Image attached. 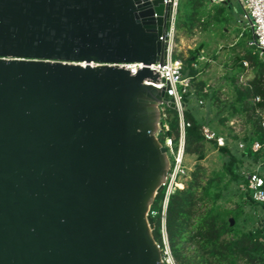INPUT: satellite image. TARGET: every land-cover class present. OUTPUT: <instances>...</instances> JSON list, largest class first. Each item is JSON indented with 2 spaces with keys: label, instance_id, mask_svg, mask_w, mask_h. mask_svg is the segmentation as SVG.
<instances>
[{
  "label": "water",
  "instance_id": "95a60500",
  "mask_svg": "<svg viewBox=\"0 0 264 264\" xmlns=\"http://www.w3.org/2000/svg\"><path fill=\"white\" fill-rule=\"evenodd\" d=\"M171 19L167 0H0V264H167L150 210L176 105L150 66Z\"/></svg>",
  "mask_w": 264,
  "mask_h": 264
},
{
  "label": "trees",
  "instance_id": "16d2710c",
  "mask_svg": "<svg viewBox=\"0 0 264 264\" xmlns=\"http://www.w3.org/2000/svg\"><path fill=\"white\" fill-rule=\"evenodd\" d=\"M224 5H217L215 8L220 10ZM208 6L206 0H179L175 39L181 34L192 35L198 26L206 28L211 15V10H207ZM253 48L254 50L251 49L252 51L238 58L242 66L246 61L251 63L254 75L245 89L238 90L237 100L242 104L253 127L252 135L244 141L243 151L256 159H264V58L256 47ZM198 50L191 51L188 59H184L182 54L173 53L174 57L184 59L186 68H189L187 74L193 76L194 82L198 72L195 67ZM202 88L197 86V94L207 96L208 93ZM188 97L186 95L185 119L190 126L186 128L185 153L196 155L197 163L190 172L185 187L173 192L167 205L165 227L171 255L176 264H264V220L256 230L241 231L237 226L240 211L218 204L220 195H212V182L217 180L221 183L230 175L231 180L238 181L243 188L241 195L244 204L261 206L264 210V203L253 198L252 191L248 188L247 172L240 171L238 157L228 143L220 146L216 140L208 141L214 143L228 158L222 171L213 176L208 173L206 165L202 163L207 151L203 131L205 124L188 109ZM163 113L164 124H168L170 130L160 133L159 139L164 144L169 135L177 144L180 137L179 113L168 105H164ZM256 141L262 145L258 151L253 150ZM164 197L165 189L157 194L150 214L155 224L154 236L166 257L162 216Z\"/></svg>",
  "mask_w": 264,
  "mask_h": 264
},
{
  "label": "rangeland",
  "instance_id": "374dc122",
  "mask_svg": "<svg viewBox=\"0 0 264 264\" xmlns=\"http://www.w3.org/2000/svg\"><path fill=\"white\" fill-rule=\"evenodd\" d=\"M216 6L207 8L211 15L206 28L198 26L192 35L181 34L173 43L174 51L182 54L184 59L191 57V51L199 49L195 62L197 78L188 97V109L212 131L226 138L229 148L238 157L240 171L264 174V159H256L240 146L253 133L252 121L237 100L238 90L245 89L254 75L250 62L246 61L244 66L238 62V58L254 50L248 46L252 32L241 23L242 8L238 0H231L220 10ZM188 70L187 67L186 73ZM198 85L208 93L207 96L197 94ZM206 148V158L202 163L213 176L223 170L228 158L212 142L207 141ZM169 159L171 163V154ZM185 162L191 172L197 163L196 155L187 154ZM212 183V195H220L218 204L240 211L237 226L241 231L256 230L261 226L264 210L261 206L243 203V188L238 181L227 175L223 182L214 180ZM170 256L169 261L176 264Z\"/></svg>",
  "mask_w": 264,
  "mask_h": 264
},
{
  "label": "built area",
  "instance_id": "2783aa9c",
  "mask_svg": "<svg viewBox=\"0 0 264 264\" xmlns=\"http://www.w3.org/2000/svg\"><path fill=\"white\" fill-rule=\"evenodd\" d=\"M209 5H221L230 2L231 0H206ZM242 8V18L241 23L245 24L246 28L252 32V38L248 41V46L256 47L259 54L264 58V0H238ZM171 3V26L167 35L168 42V57L164 64L156 63L152 64L150 67L154 70H161L160 72V88L168 87L167 91L176 105V110L180 117V137L176 144L173 137L167 135L165 145L167 147L168 156L172 155L170 169L167 175L166 182L164 183L163 189H165V197L163 200V234L164 241L166 244V257L165 261L167 264H173L169 261L168 256H170V248L167 246V233L165 227L166 221V210L169 202L170 195L178 189H183L186 185V181L189 175V167L186 165L185 158V142H186V128L190 126V123L185 119V109H186V95H189L193 86V76L186 73V63L181 57H174L173 53L174 47L173 43L175 41L176 33V17L178 12L179 0H167ZM132 72L134 73L136 69L142 67V64H129L128 65ZM163 78L165 81H163ZM261 100V98H258ZM164 105H168L167 102H163L160 105L162 120L164 116ZM169 106V105H168ZM264 115V111L262 112ZM164 122V121H163ZM170 130L168 124H164L163 128L158 132V137L160 133H166ZM204 135L207 141L216 140L220 146L227 144V140L223 135L212 131L208 126H203ZM243 148L245 146L244 142L240 143ZM262 145L260 142H255L253 144V150L258 151L261 149ZM249 178L248 188L252 191L253 198L264 203V176L258 171H251L246 173Z\"/></svg>",
  "mask_w": 264,
  "mask_h": 264
}]
</instances>
